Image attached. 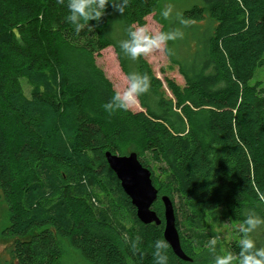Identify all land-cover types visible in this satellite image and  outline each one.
Segmentation results:
<instances>
[{
	"label": "trees",
	"instance_id": "obj_1",
	"mask_svg": "<svg viewBox=\"0 0 264 264\" xmlns=\"http://www.w3.org/2000/svg\"><path fill=\"white\" fill-rule=\"evenodd\" d=\"M163 4L128 0L124 14L109 4L99 23L77 34L65 20L66 0H0V103L27 134L10 148L0 109V198L9 213L2 236L11 241L15 264H63L60 238L91 264H156L165 183L153 164L184 198L186 220L203 232L202 241L209 237L208 218L223 208L239 223L250 212L264 219V82L252 84L264 67V0H165L174 9L165 31L183 33L167 50L186 82L182 89L166 80L171 99L147 61H132L118 46L130 25L158 15ZM111 46L125 75L150 77L149 91L139 98L143 112L103 107L113 92L95 56ZM106 113L117 123L108 125ZM107 152L136 153L152 172L159 226L139 221ZM18 164L29 176L22 183ZM174 208L182 249L192 261L179 259L168 245V264H202ZM119 209L132 227L118 220ZM232 252L237 256L238 243Z\"/></svg>",
	"mask_w": 264,
	"mask_h": 264
},
{
	"label": "rangeland",
	"instance_id": "obj_2",
	"mask_svg": "<svg viewBox=\"0 0 264 264\" xmlns=\"http://www.w3.org/2000/svg\"><path fill=\"white\" fill-rule=\"evenodd\" d=\"M166 6L168 5L166 4ZM166 6L164 0L161 10H163ZM160 13L158 15H149L145 18V22L159 28L162 31H165L164 19L161 17ZM146 61L149 64L153 74L163 82L164 91L166 92V96L168 98H173V95L167 87V79L174 81L176 85L182 89L186 86L185 79L180 71V67L169 56L167 46L163 52L157 53L154 59H147ZM95 66L103 73L105 79L110 83L112 92L113 85L120 86L124 83V78L126 75L121 69L114 47L111 46L103 50L99 56H95ZM256 82H264V67L256 71L252 80V84ZM21 86L24 92L28 95L30 92V87L28 84L26 82H22ZM0 109L3 112L2 124L7 142L10 148L16 149L21 143L27 140V134L21 127L17 125L15 117L2 103H0ZM143 111L144 109L138 101L136 107L129 112L138 113ZM102 118L108 125H113L118 121L109 113L102 114ZM128 149L130 148H126L125 151H128ZM151 166L154 170L155 176L158 178V181L165 183V188L162 189L163 191L161 192V195H167L169 197L171 196L170 198L172 199L179 215L180 231L182 235L186 237L192 245H194V249L197 252V258L199 259L200 263L213 264L217 255L228 252L233 254L232 244L234 242L238 243L242 238L240 225L243 223L235 221L230 212L226 208H223L215 213V215L208 218L206 234L209 237L202 241V238L198 236H201L203 232H194L192 229L193 227L190 226L186 220V209L183 203L184 198L172 189V185H168V174L163 173V171L160 170V165L153 164ZM15 174L17 175V181L19 183H22L29 178L24 164H18V166H15ZM100 198L103 201V206L107 205L109 202L108 198L105 196H101ZM84 216H86V219H89L88 222H90V225H93V220L90 219L86 214H84ZM117 218L125 227H132L131 219L123 210L119 209L117 212ZM8 225V206L3 201V199L0 198V264H15L11 255V241L5 240L2 236L3 231ZM250 235L257 242L258 246H264V224L260 225ZM113 238H115V236ZM213 239L216 240V245L214 246L210 244V241ZM115 240L122 248L120 240L117 237ZM59 245L62 250L63 264H91L83 258L78 250L71 246L69 240L60 238ZM234 264H237V262L234 261Z\"/></svg>",
	"mask_w": 264,
	"mask_h": 264
},
{
	"label": "clouds",
	"instance_id": "obj_3",
	"mask_svg": "<svg viewBox=\"0 0 264 264\" xmlns=\"http://www.w3.org/2000/svg\"><path fill=\"white\" fill-rule=\"evenodd\" d=\"M59 4H65V0H57ZM112 7L119 13L124 14L128 0H66L68 15L65 20L70 23L74 31L79 34L85 27H90L91 21L100 22L105 15L107 6ZM173 13L171 5L166 6L160 13L165 20ZM179 18V14H177ZM182 24L185 21H180ZM180 30L162 31L157 27L145 22L142 24H132L127 29V37L118 42L119 49L132 61L141 58L154 59L157 53L163 52L168 42L182 38ZM151 82L147 73L130 72L126 74L124 83L120 86L113 85V95L111 101L103 105L105 111L112 113L117 110L125 112L133 110L139 98L150 89ZM264 224V219L250 212L243 224L240 225L242 238L238 242L239 253L233 256L232 253L217 255L213 264H264V246H258L251 237L260 225ZM139 242V237L133 242L135 247ZM211 245H216V240L210 241ZM168 243L163 239L154 241L153 256L156 264H168L167 256Z\"/></svg>",
	"mask_w": 264,
	"mask_h": 264
},
{
	"label": "water",
	"instance_id": "obj_4",
	"mask_svg": "<svg viewBox=\"0 0 264 264\" xmlns=\"http://www.w3.org/2000/svg\"><path fill=\"white\" fill-rule=\"evenodd\" d=\"M105 157L110 169L120 181L124 193L135 207L139 221L145 225L159 226L162 220L153 210L154 203L159 199V191L153 184L152 172L143 166L136 153L122 156L107 152ZM160 200L164 206V240L179 259L191 262L192 259L181 246L173 202L166 195L161 196Z\"/></svg>",
	"mask_w": 264,
	"mask_h": 264
}]
</instances>
